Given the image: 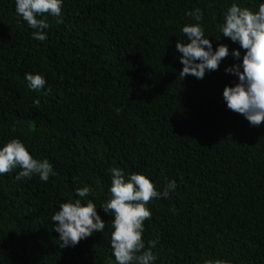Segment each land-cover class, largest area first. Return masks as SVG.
Returning a JSON list of instances; mask_svg holds the SVG:
<instances>
[{"label": "trees", "instance_id": "1", "mask_svg": "<svg viewBox=\"0 0 264 264\" xmlns=\"http://www.w3.org/2000/svg\"><path fill=\"white\" fill-rule=\"evenodd\" d=\"M0 264H264V0H0Z\"/></svg>", "mask_w": 264, "mask_h": 264}]
</instances>
